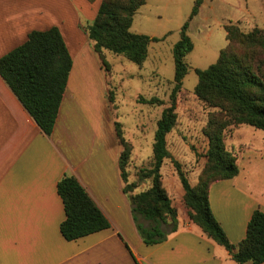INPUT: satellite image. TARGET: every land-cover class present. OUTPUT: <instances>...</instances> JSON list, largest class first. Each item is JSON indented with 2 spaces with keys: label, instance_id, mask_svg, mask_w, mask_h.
Segmentation results:
<instances>
[{
  "label": "crops",
  "instance_id": "0c3cea01",
  "mask_svg": "<svg viewBox=\"0 0 264 264\" xmlns=\"http://www.w3.org/2000/svg\"><path fill=\"white\" fill-rule=\"evenodd\" d=\"M100 2L0 0V57L24 43L31 31L56 26L72 60L50 135L0 76V264H251L234 261L188 216L177 215V229L165 240L143 242L122 189L118 100L108 94L107 74L78 23L79 14L93 19ZM243 125L224 138L236 157L237 174L208 188L212 214L233 245L245 237L252 213L264 212V131ZM173 174H161L172 206L173 195L184 196ZM64 175L77 179L109 228L74 240L62 236L65 213L57 183ZM139 223L149 224L141 217Z\"/></svg>",
  "mask_w": 264,
  "mask_h": 264
},
{
  "label": "trees",
  "instance_id": "16d2710c",
  "mask_svg": "<svg viewBox=\"0 0 264 264\" xmlns=\"http://www.w3.org/2000/svg\"><path fill=\"white\" fill-rule=\"evenodd\" d=\"M147 0H101L91 23L81 25L102 64L104 50L124 56L139 68L147 57L148 45L163 40L133 32V16ZM202 0H194L188 20L179 30V39L172 47L174 62L173 87L156 122L153 134L150 167L143 170V177L150 179V186L130 194L135 188L127 181V144L119 123H115L116 136L122 151L119 155L123 191L128 194L136 228L146 244L158 243L177 229V212L161 183L160 168L169 158L184 190V204L189 219L218 244L222 245L237 263L264 262V212L255 210L246 228L245 237L236 245L214 218L208 200L209 185L219 179H229L238 172L236 157L226 149L224 138L228 126L241 124L264 131V28L254 27L243 32L232 25H225L227 45L220 49L216 61L205 69L195 68L196 97L205 105L215 108L209 113L203 129L208 144L205 149L206 165L195 185H191L180 164L166 147V135L177 121L176 99L182 80L188 72L185 56L193 49L187 34L188 22L198 12ZM72 65L71 56L56 26L46 30H33L27 40L0 57V76L17 99L36 121L40 129L50 135L58 114L62 96ZM139 102L163 104L156 96L140 97ZM65 218L60 232L66 240L107 229L109 221L102 214L85 189L73 176L64 175L57 183ZM149 222L139 223V218Z\"/></svg>",
  "mask_w": 264,
  "mask_h": 264
},
{
  "label": "rangeland",
  "instance_id": "374dc122",
  "mask_svg": "<svg viewBox=\"0 0 264 264\" xmlns=\"http://www.w3.org/2000/svg\"><path fill=\"white\" fill-rule=\"evenodd\" d=\"M193 3L194 0H147L139 7L130 29L149 36L165 37L163 40L150 42L141 68L124 56L106 50L103 52L104 65L100 59L108 77V94L113 102L118 100L115 108H118L116 112L122 123L119 125L129 153L126 164L127 181L135 185L130 194L141 192L150 186V179L144 178L142 171L150 167L156 122L168 104L173 87L172 47L179 39V30L188 20ZM92 20L79 14L78 23L83 26ZM225 25L235 26L243 32L254 27L264 28V0H202L197 14L188 22L187 34L193 43V49L185 56L189 69L177 94V121L166 135V147L180 164L190 183H197L206 165L204 153L208 141L203 129L209 113L215 111V108L208 107L196 97L194 87L197 75L194 69L207 68L216 61L219 50L226 47ZM136 88L138 90L134 92ZM152 96L164 103L159 105L139 102L140 97L148 99ZM120 105L123 106L122 109ZM121 110L127 111L126 114L122 115ZM242 127L252 129L248 125ZM225 130L230 132L232 126ZM160 170L167 178H170L172 172L176 175L169 158L164 160ZM172 198L177 215L187 217L183 197L176 199L173 195Z\"/></svg>",
  "mask_w": 264,
  "mask_h": 264
}]
</instances>
